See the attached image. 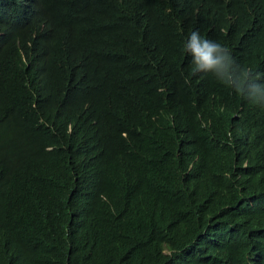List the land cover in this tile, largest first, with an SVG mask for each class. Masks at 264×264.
<instances>
[{"label": "trees", "instance_id": "16d2710c", "mask_svg": "<svg viewBox=\"0 0 264 264\" xmlns=\"http://www.w3.org/2000/svg\"><path fill=\"white\" fill-rule=\"evenodd\" d=\"M193 30L264 73V0H0V264H264V107Z\"/></svg>", "mask_w": 264, "mask_h": 264}, {"label": "clouds", "instance_id": "9594fccd", "mask_svg": "<svg viewBox=\"0 0 264 264\" xmlns=\"http://www.w3.org/2000/svg\"><path fill=\"white\" fill-rule=\"evenodd\" d=\"M236 19L237 16L233 24H236ZM183 50L191 56L193 74L210 73L240 97L264 107V73L239 63L223 40L215 36L211 40L202 36L198 30H193Z\"/></svg>", "mask_w": 264, "mask_h": 264}]
</instances>
